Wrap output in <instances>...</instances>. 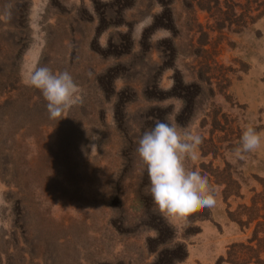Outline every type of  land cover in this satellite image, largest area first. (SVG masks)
<instances>
[{
  "label": "rangeland",
  "instance_id": "374dc122",
  "mask_svg": "<svg viewBox=\"0 0 264 264\" xmlns=\"http://www.w3.org/2000/svg\"><path fill=\"white\" fill-rule=\"evenodd\" d=\"M26 12L3 34L19 64L0 85V264H263L264 0H30ZM43 66L80 89L59 120L25 84ZM169 116L203 137L184 163L217 201L173 220L135 151ZM248 125L261 145L239 160Z\"/></svg>",
  "mask_w": 264,
  "mask_h": 264
},
{
  "label": "clouds",
  "instance_id": "9594fccd",
  "mask_svg": "<svg viewBox=\"0 0 264 264\" xmlns=\"http://www.w3.org/2000/svg\"><path fill=\"white\" fill-rule=\"evenodd\" d=\"M28 87L40 91L46 101L49 119L59 120L72 106L82 103L80 89L68 71L53 73L47 66L35 68L25 79ZM203 137L191 130L178 131L174 117L168 122H156L137 140L136 154L147 173L146 194L152 198L155 211L166 219L187 217L197 208L216 206L215 189L206 174L188 170L184 161L196 160ZM261 145L255 127L242 130L235 156L254 152Z\"/></svg>",
  "mask_w": 264,
  "mask_h": 264
},
{
  "label": "trees",
  "instance_id": "16d2710c",
  "mask_svg": "<svg viewBox=\"0 0 264 264\" xmlns=\"http://www.w3.org/2000/svg\"><path fill=\"white\" fill-rule=\"evenodd\" d=\"M29 5L30 0H0V75L5 79L0 80V85L5 86V89L14 82L13 78L16 77L18 73L17 65L19 63L17 64L18 60H13L12 57L9 58L3 54V52H6L5 43H7L3 34L10 29L20 27L22 22L27 20L28 13L26 11L28 10ZM4 29H6V31H4ZM1 98L2 95L0 94V107L2 106ZM168 226H170V224L164 219H161L159 225L155 228L156 234L163 236L168 232ZM255 239L257 238L255 237ZM183 257L184 254L173 261L171 260V264L182 260ZM258 262L264 264V260L260 258H258Z\"/></svg>",
  "mask_w": 264,
  "mask_h": 264
}]
</instances>
